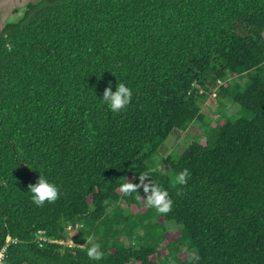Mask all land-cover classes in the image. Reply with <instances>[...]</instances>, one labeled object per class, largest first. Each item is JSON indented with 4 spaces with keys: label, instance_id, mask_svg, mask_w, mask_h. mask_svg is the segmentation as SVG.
<instances>
[{
    "label": "trees",
    "instance_id": "obj_1",
    "mask_svg": "<svg viewBox=\"0 0 264 264\" xmlns=\"http://www.w3.org/2000/svg\"><path fill=\"white\" fill-rule=\"evenodd\" d=\"M14 13L0 33V264H97L90 236L98 264H264V0ZM109 82L132 89L119 113L101 102ZM213 93L215 121L201 112ZM195 127L181 154H161ZM139 173L169 191L170 213L119 190ZM39 174L60 190L42 206L28 191Z\"/></svg>",
    "mask_w": 264,
    "mask_h": 264
},
{
    "label": "clouds",
    "instance_id": "obj_2",
    "mask_svg": "<svg viewBox=\"0 0 264 264\" xmlns=\"http://www.w3.org/2000/svg\"><path fill=\"white\" fill-rule=\"evenodd\" d=\"M132 89L125 83L121 82L119 85L116 84L115 90L109 82L103 91V102L108 109L113 113H119L125 110L132 101ZM23 162V161H20ZM162 164L157 163V167ZM155 171V168L153 169ZM190 179V172L188 169H184L174 176V184L183 186L187 184ZM138 182H129L127 178L120 184V191L127 195L135 194L137 198L143 201L144 206L148 209H153L158 214L166 215L172 211L173 200L170 197L169 191L162 187L159 183L152 179L148 173H139L136 177ZM28 191L31 193V199L34 204L42 206L45 202L51 203L59 198L60 190L59 187L51 183L49 179L39 174L35 184L30 185ZM141 192L143 195H141ZM86 256L90 261L100 262L104 258L103 247L100 243L94 242L93 237H88L86 245Z\"/></svg>",
    "mask_w": 264,
    "mask_h": 264
},
{
    "label": "rangeland",
    "instance_id": "obj_3",
    "mask_svg": "<svg viewBox=\"0 0 264 264\" xmlns=\"http://www.w3.org/2000/svg\"><path fill=\"white\" fill-rule=\"evenodd\" d=\"M213 97H215V94H212L211 100H208L201 108V112L205 115H207L208 117L212 118L214 121L216 119H218V116H215L213 114V111L216 108V103L212 100ZM198 129L195 127L192 130H188L185 133H178V134H174L172 135L169 140L165 143L163 149L161 150V154L165 155H169L171 153L174 154H181L183 152L184 147H187L192 141H193V134L197 133ZM201 143L204 145V139L201 140ZM160 168L163 172H165L167 170V167L165 164H160ZM136 210V209H135ZM174 233V232H173ZM70 237H74L77 235V230L76 229H72L70 230ZM176 236H174L172 239H175ZM72 242L68 240L67 244H71ZM134 264H138V263H134Z\"/></svg>",
    "mask_w": 264,
    "mask_h": 264
},
{
    "label": "water",
    "instance_id": "obj_4",
    "mask_svg": "<svg viewBox=\"0 0 264 264\" xmlns=\"http://www.w3.org/2000/svg\"><path fill=\"white\" fill-rule=\"evenodd\" d=\"M38 0H0V33L6 21L14 16V11L22 9L29 4H35Z\"/></svg>",
    "mask_w": 264,
    "mask_h": 264
}]
</instances>
